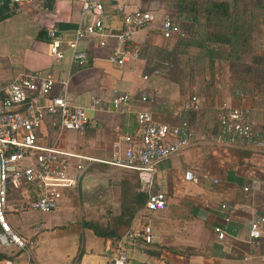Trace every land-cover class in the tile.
<instances>
[{
	"label": "crops",
	"instance_id": "0c3cea01",
	"mask_svg": "<svg viewBox=\"0 0 264 264\" xmlns=\"http://www.w3.org/2000/svg\"><path fill=\"white\" fill-rule=\"evenodd\" d=\"M100 1L109 16L108 26L118 31L121 23L113 14L111 0ZM130 8L152 11L156 17L152 29L134 34L132 47L136 53H132L130 61L122 67L110 65L108 50L100 48L97 40L88 39L81 46L88 54V63L84 68L74 69L69 52L58 64L49 57L46 29L55 27L69 41L80 19L90 21V17L81 14V0H36L22 5L16 15L0 21L21 33L27 31L21 35L24 41L21 56L8 81L0 83V94L3 95L14 78L26 73L51 74L57 80L69 78L66 98L72 106L84 109L90 127L81 133H64L63 144L97 158H109L121 137L136 135L139 113H150L159 124L187 125L196 140L160 165L152 186V192L166 195V209L147 213L144 205L130 227L118 230L119 238L115 241L95 236L81 225L80 218L88 212L87 204L76 217L70 197L80 192L86 198L91 193L90 169L82 177L78 191L69 192L60 207L48 213L49 223L45 219L34 226L10 222L18 234L33 239L36 246L27 251L0 250V264H110L126 231L143 224L146 218L151 219L157 240L152 245L126 244L128 264H264V239L259 245L248 242L251 219L264 215V148H225L201 141V135L209 136L208 132L197 130L200 124L204 125L201 116L182 113L183 106L178 105L180 113L168 107L173 104L171 97L179 101L185 97L180 95L175 82L156 68L152 74H145L146 61L138 56L143 46L150 50L168 41L158 31L163 16L152 0H131ZM26 35L29 37L24 40ZM114 89L130 95L129 106L124 111L110 106ZM144 97L146 101L142 100ZM93 100L99 104L95 106ZM217 100L214 102L217 112L221 106H232L230 101H235ZM51 133L53 138L55 132ZM187 172L193 174L194 181L184 179ZM136 184L134 192L145 197L138 179ZM215 226H226L224 240L216 238Z\"/></svg>",
	"mask_w": 264,
	"mask_h": 264
},
{
	"label": "built area",
	"instance_id": "2783aa9c",
	"mask_svg": "<svg viewBox=\"0 0 264 264\" xmlns=\"http://www.w3.org/2000/svg\"><path fill=\"white\" fill-rule=\"evenodd\" d=\"M34 1L0 0V21L16 15L22 5ZM111 2L113 14L121 23L118 31L108 26L109 16L100 0H81V14L90 17V21L80 19L69 41L55 27L47 28L49 57L58 64L69 52L71 67L84 68L88 54L81 46L86 40L94 39L100 48L108 50L110 65L122 67L126 64L134 52V34L152 29L156 17L149 10L131 9V0ZM158 31L164 40L184 37L179 24L168 15L162 17ZM68 84L69 78L57 80L51 74L26 73L14 78L3 95L0 94V250L33 249L36 242L18 234L10 225L9 217L27 212L48 214L57 210L69 192L78 191L82 177L94 165L136 174L140 191L146 198V212L164 211L166 195L152 192L158 168L196 140L187 125L159 124L150 113L142 112L137 115L136 135L121 137L109 158H97L67 148L63 144L64 133H81L90 127L84 109L68 102ZM130 100L126 92L114 89L110 94V106L115 110L124 111ZM142 100L146 101L147 97ZM93 104L96 106L99 102L93 100ZM184 110L199 112L198 100L192 98ZM218 112V132L212 136L201 135V141L225 148H264V134L256 133L247 110L223 105ZM47 122L53 123V138L44 135ZM184 179L195 180L189 172L185 173ZM213 231L219 241L227 237L226 226H215ZM248 237L252 245H259L264 239V215L251 219ZM156 240L151 219L146 218L143 224L126 231L110 264H128L126 244L152 245Z\"/></svg>",
	"mask_w": 264,
	"mask_h": 264
},
{
	"label": "rangeland",
	"instance_id": "374dc122",
	"mask_svg": "<svg viewBox=\"0 0 264 264\" xmlns=\"http://www.w3.org/2000/svg\"><path fill=\"white\" fill-rule=\"evenodd\" d=\"M152 1L157 4L162 16L168 15L179 24L184 32L183 38L163 41L161 46H156L155 49L148 50L143 46L138 53L139 58L146 61L143 69L145 74H152L153 69L156 68L162 73V76L175 82L180 95L185 97L181 101L171 97L170 100L173 104L168 107L175 113H180L179 105V107L183 106L182 113L188 112L184 110L186 100L196 97L201 111L198 115L193 113L191 117L201 116L204 125L198 126L197 130L201 131L200 133H205V131L207 133L210 126L214 125L216 121L215 99H218L219 103L222 102L221 99L224 101L234 99V102L230 101L233 107L247 110L253 122L259 123L261 120L263 123L264 0ZM182 1H185V6H188L189 16L195 17L198 21L195 27L178 12ZM219 2L227 3L230 6L231 19L237 25V34H233V37H229V34L232 33L231 24L218 23L214 19V15L208 16L212 4ZM17 17L14 18L15 22L18 21ZM193 28L199 32L198 36L193 37L197 46H186L183 42L189 40L193 35ZM26 32L25 29L23 33ZM212 32L225 33V39H228L229 44L205 43V46L214 50L210 55L206 51L199 50L198 45L205 42V33ZM23 33L18 29L15 30L12 26L8 27L7 24H0V83L8 81L11 70L17 65L21 56L20 52L23 49L24 41L21 36ZM28 37L29 35H26L24 40H27ZM134 51L136 53V50ZM161 75L158 76L161 77ZM237 90H241V93H238ZM53 129V123L47 122L44 135H48L50 138ZM88 173L91 193L86 198L80 192L77 195H70L72 210L77 217L80 215L83 205L87 204V215L80 219L102 227L110 226L113 220L122 213L121 200L128 195L129 186L135 184V175L105 165H94ZM64 214L61 213V215ZM57 215L61 216L58 213ZM49 216L43 213L27 212L9 217V222H13L15 225L23 222L34 226L44 219L45 223H49Z\"/></svg>",
	"mask_w": 264,
	"mask_h": 264
},
{
	"label": "trees",
	"instance_id": "16d2710c",
	"mask_svg": "<svg viewBox=\"0 0 264 264\" xmlns=\"http://www.w3.org/2000/svg\"><path fill=\"white\" fill-rule=\"evenodd\" d=\"M185 4H186L185 1H182L180 3L179 8H178V12L180 13L181 16H183L185 18V20L189 21L190 24L194 25V27H195V25L197 24L198 21L195 17L189 16L190 12H188V6H185ZM212 15H214V19L218 23L219 22L226 23L227 25L231 24V32L232 33L229 34V37H233V34H235V35L237 34V29H236L237 25L234 24V21L231 19L230 6L227 3H223V2L213 3L208 16L211 17ZM5 19H7V18H5ZM233 24H234V26H232ZM193 29H194V33L190 37V39L186 40V42H183V44L186 46H193V45L197 46V44H195L194 38L196 36H198L199 32L197 30H195V28H193ZM224 34H223V32H221V33H216V32L205 33L204 34L205 42L198 45L199 50H201L203 52L206 51L207 53H210V55H212L213 51H214L213 48H209V47L205 46V43H213L216 45L229 44V41H228V39H225L226 37L224 36ZM237 91H238V93H241V90H237ZM187 113L193 114L195 112L188 111ZM216 113H217L216 117H215L216 122L213 125V129H211V131L210 130L208 131L209 135L210 134L215 135L219 130L218 122H217V116H218L219 112H216ZM261 122H262L261 120L259 123L253 122L255 124L256 133L259 136L264 134V122L263 123H261ZM134 179L136 181L135 184H133L132 186H129L130 190L128 192V195L124 199L122 198V200H121L122 201V213L113 220V222L111 223L110 226L102 227V226H100L96 223H93V222L82 221L81 222L82 227L91 230L95 236L102 238L106 241L117 240L119 238L118 230L122 227H126V228L130 227L131 224L133 223V220L135 219L137 211L139 209H141L145 205V202H146L145 197H143L142 195H138L134 192L135 189L137 188L136 176L134 177ZM123 196H125V194H123ZM127 197H128V199L126 200ZM1 258L2 257L0 256V259Z\"/></svg>",
	"mask_w": 264,
	"mask_h": 264
}]
</instances>
